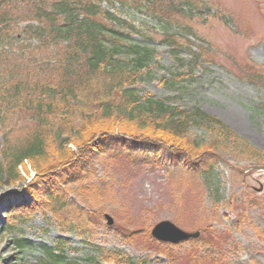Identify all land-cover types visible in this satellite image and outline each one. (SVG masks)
<instances>
[{
	"label": "rangeland",
	"instance_id": "1",
	"mask_svg": "<svg viewBox=\"0 0 264 264\" xmlns=\"http://www.w3.org/2000/svg\"><path fill=\"white\" fill-rule=\"evenodd\" d=\"M202 8L194 18L175 20L182 26L179 30L174 26L179 50L159 42L160 35L152 32H161L153 20L141 14L124 16L158 40L153 42L157 63L152 78L136 89L143 98L150 95L176 108H199L264 153V0H204ZM185 27L191 34L183 32ZM165 79L175 87L164 84ZM111 129L122 137L137 134L158 144L167 140V149L172 146L177 154L188 155L190 161L178 158L185 165L195 159L193 155L206 153H193L179 140L151 128L117 122ZM203 132L199 131L200 137ZM196 135L192 131L191 138L197 139ZM94 137L76 139L77 146L70 145L67 151L50 150L39 167L57 165L56 173H38L27 163L16 184H0V192L9 194L0 200V264H36L40 245L53 247L58 240L75 251L69 250L68 256L80 264H86L96 248L121 251L146 264H264V170L250 169L264 166L238 162L235 150L231 157L221 154L226 164L218 168L217 195L214 186L202 185L193 170L155 166L150 156L127 148L102 154L92 147ZM205 137L209 139L207 133ZM89 150L94 157L80 182L49 186L69 207L86 212L80 223L69 207L60 210L46 190L52 175L89 157ZM25 204L32 211L21 210ZM54 207H59L57 212ZM9 208L16 211L4 216ZM107 214L113 226L105 219ZM162 221L189 233L201 232L200 238L160 243L152 237V229ZM20 239L36 249L19 252L15 244Z\"/></svg>",
	"mask_w": 264,
	"mask_h": 264
},
{
	"label": "trees",
	"instance_id": "2",
	"mask_svg": "<svg viewBox=\"0 0 264 264\" xmlns=\"http://www.w3.org/2000/svg\"><path fill=\"white\" fill-rule=\"evenodd\" d=\"M203 3L204 0H0V184H16L22 179L20 168H26L27 163L41 174L55 171L57 165L45 170L39 167L50 150L67 151L80 137L91 140L93 135L92 147L102 154L127 148L134 154L150 156L155 166L182 165L193 170L202 185L214 186L217 195L221 190L218 168L225 163L223 154L231 157L235 150L238 162L253 161L264 166V153L222 121L199 108H176L150 95L143 98L136 89L152 78V67L157 63L153 42L158 40L143 33L135 20L128 19L141 14L153 20L161 32H152L160 35L159 42L179 50L174 26L178 30L182 26L175 20L194 18L204 10ZM183 32L191 34L187 27ZM162 82L175 87L169 80ZM117 122L157 130L168 134L167 139L179 140L193 153H206L193 155L195 159L185 165L178 158L186 161L188 155L177 154L172 146L167 149V140L158 144L137 134L127 135L130 139L115 135L111 126ZM192 131L198 133L199 139L191 138ZM199 131H204L203 137ZM206 133L208 140H204ZM88 153L86 159L81 157L70 168L51 174L46 195L60 210L69 204L49 186L80 182L94 157L93 152ZM21 207L28 212L33 209L29 204ZM69 208L80 223L87 217L85 211ZM13 211L16 209H8L9 213ZM16 248L36 249L24 239L16 242ZM69 250L62 240L55 241L53 247L42 244L36 264H80L68 256ZM100 263L146 264L121 251L96 248L86 264Z\"/></svg>",
	"mask_w": 264,
	"mask_h": 264
},
{
	"label": "water",
	"instance_id": "3",
	"mask_svg": "<svg viewBox=\"0 0 264 264\" xmlns=\"http://www.w3.org/2000/svg\"><path fill=\"white\" fill-rule=\"evenodd\" d=\"M258 169V170H264V167H251L250 169ZM248 169V170H250ZM6 191V189H3ZM7 192V191H6ZM10 194H13L10 192ZM105 219H107V222L109 226H113L114 222L113 219L110 217V215H106ZM200 232H193L189 233L184 231L183 229H179L178 227L175 226L172 222L169 221H162L160 224L156 225L152 229V236L157 240V241H162L164 243H169V244H179L183 243L184 241H189V240H194L200 236Z\"/></svg>",
	"mask_w": 264,
	"mask_h": 264
},
{
	"label": "bare ground",
	"instance_id": "4",
	"mask_svg": "<svg viewBox=\"0 0 264 264\" xmlns=\"http://www.w3.org/2000/svg\"><path fill=\"white\" fill-rule=\"evenodd\" d=\"M8 195H9V194L4 193L3 191L0 192V200H1V201L7 200ZM14 196H16V195H14Z\"/></svg>",
	"mask_w": 264,
	"mask_h": 264
}]
</instances>
